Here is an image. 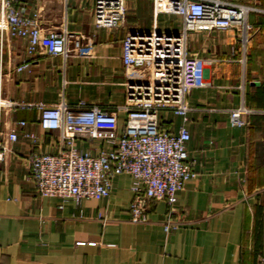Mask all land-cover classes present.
I'll use <instances>...</instances> for the list:
<instances>
[{
	"label": "crops",
	"instance_id": "0c3cea01",
	"mask_svg": "<svg viewBox=\"0 0 264 264\" xmlns=\"http://www.w3.org/2000/svg\"><path fill=\"white\" fill-rule=\"evenodd\" d=\"M95 2L43 0L28 5L29 13L39 16L43 33L66 27L84 39V55L51 57L41 48L30 57L26 40L10 38L5 44L1 78L8 107L3 129H16L19 139L5 140L7 152L0 163V264H258L264 254V42L255 40L264 35L263 16L251 14L255 33L246 65L235 45L222 39L213 41L209 54L194 55L204 58L211 71L206 70L207 87L187 98L192 136L187 150L196 177L178 196L176 231L166 235L169 206L164 200L152 202L147 223L131 222L128 175L115 179L107 200L77 205L38 195L29 176L30 160L61 147L57 132L41 128L39 107L66 104L76 111L98 107L117 112L121 131L127 119L121 109L126 104V36L134 30H175L171 20L154 18L152 0H127L125 23L98 29ZM233 2L264 8V0ZM227 51L231 58L222 59ZM25 62L29 68L17 71ZM242 105L253 111L251 124L234 128L229 112ZM182 123L172 112L159 113L162 129L176 133ZM26 134L35 135L37 142ZM77 147L97 154L108 144L78 140Z\"/></svg>",
	"mask_w": 264,
	"mask_h": 264
},
{
	"label": "built area",
	"instance_id": "2783aa9c",
	"mask_svg": "<svg viewBox=\"0 0 264 264\" xmlns=\"http://www.w3.org/2000/svg\"><path fill=\"white\" fill-rule=\"evenodd\" d=\"M43 0H0V163L4 161L5 140L16 143V129L5 132L3 116L8 107L2 84V59L8 39L27 41V54L34 56L41 48L51 57L68 59L84 55L85 40L72 35L66 27L43 33L37 14L28 5ZM67 2L68 0H61ZM154 18L174 16L181 20L180 31L128 33L123 43L126 104L121 107L127 119L120 131L117 112L98 107L72 110L61 104L40 106L39 124L45 131L58 133L60 149L31 158L29 176L40 197H58L77 205L84 200H107L117 177L132 179L133 200L129 207L132 223H147L153 201L164 200L169 206L166 235L179 227L174 220L179 194L188 181L196 177L195 164L189 161L187 144L192 136L187 127L188 94L207 87L206 60L191 54L188 46L192 34L212 31L238 33L243 49L241 63L246 65L254 25L250 5L233 0H152ZM127 0H96L94 24L98 29H115L127 18ZM25 62L17 71L29 68ZM172 112L183 120L174 133L162 129L159 113ZM251 111L245 105L229 112L234 128L250 126ZM26 126L25 122L19 123ZM34 143L37 137L26 134ZM78 140L103 141L107 148L97 154L77 147ZM99 219L106 221L103 214ZM264 264V254L258 259Z\"/></svg>",
	"mask_w": 264,
	"mask_h": 264
},
{
	"label": "rangeland",
	"instance_id": "374dc122",
	"mask_svg": "<svg viewBox=\"0 0 264 264\" xmlns=\"http://www.w3.org/2000/svg\"><path fill=\"white\" fill-rule=\"evenodd\" d=\"M257 10L258 11L254 12L253 15L258 16L259 18H261V16L264 17L263 6H260ZM165 18L171 20L172 26L174 27L175 31L181 30L182 23H181L180 19H179L180 20L179 21L174 16H172L171 18H168L167 16H163L162 19H165ZM254 30L252 31L251 35L253 33H255ZM202 34L203 35L211 34V35H209V37H207V39L199 38V36H201ZM219 39H222V41H226L228 43L234 44L235 47L237 48L236 51L239 54L238 58H240V56L243 55L242 54L243 49H242V45H241V42H240L239 37H238V33L234 32V31H212V32H200V33L192 34L190 39H189V42H188L189 50L193 55L199 54L201 56L203 54H209L210 53L209 49L212 48L211 44L213 43V41L218 42ZM255 41L256 42H264V35H260V36L258 35L256 37ZM252 42H253V39L251 36L250 45H249V48H250L249 53H251ZM230 56H231V52L227 51L224 54H222L221 58L222 59H230L231 58ZM207 68H208V72H210L211 71V65L208 64ZM208 72H207V74H209Z\"/></svg>",
	"mask_w": 264,
	"mask_h": 264
}]
</instances>
